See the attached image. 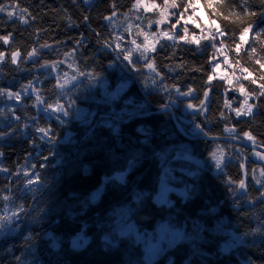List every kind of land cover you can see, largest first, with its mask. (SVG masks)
Segmentation results:
<instances>
[{
  "label": "trees",
  "instance_id": "trees-1",
  "mask_svg": "<svg viewBox=\"0 0 264 264\" xmlns=\"http://www.w3.org/2000/svg\"><path fill=\"white\" fill-rule=\"evenodd\" d=\"M118 1L0 0V37L8 38L0 39V217L18 214L17 231L0 237V264H264V186L256 185L264 165L236 143L208 139L230 129L264 148V0H147L156 9L137 18L117 49L107 19ZM160 17L161 31L175 37L157 39L146 62L152 72L125 62L121 52L136 29ZM209 24L224 54L193 37ZM50 66L77 82L57 91ZM33 80L37 97L1 95ZM175 90L193 96L181 100ZM240 92L251 98L247 117L237 115ZM215 146L231 157L220 167ZM163 175L187 196L170 192V205L157 204ZM128 225L138 233L177 229L181 237L149 262L124 233Z\"/></svg>",
  "mask_w": 264,
  "mask_h": 264
},
{
  "label": "rangeland",
  "instance_id": "rangeland-1",
  "mask_svg": "<svg viewBox=\"0 0 264 264\" xmlns=\"http://www.w3.org/2000/svg\"><path fill=\"white\" fill-rule=\"evenodd\" d=\"M127 1L128 0H119L116 3V13L112 17L107 19V23L113 28V31L115 33V40L113 44L117 49L120 48V45L124 41V32L128 31L135 25V23L137 22V18L143 13H150L156 9V5L154 3H150L147 0H135L130 9L124 12V5ZM164 22H166L165 18L160 17L158 21L153 23L152 25L146 24L143 28L139 26L136 29L135 33H133V35L131 36L128 47L121 52L123 60L130 64L136 60H139L142 63H146L148 55L155 48L157 39H174L175 36L173 33L161 31V29L159 28V26H161V24H164ZM152 26H155V29H153V31H150L149 28ZM174 28H177V26H174ZM247 34L248 32L243 34V41L245 40ZM137 39H141L142 45H140V43L137 44ZM133 41H135V43H133ZM125 54H129L131 60L124 59ZM35 57L36 53L33 52L28 59L33 60V58ZM67 64H69V62ZM149 65L151 64L146 63L145 70L147 72H152V67H150ZM229 69L230 66L227 64L226 70L228 71ZM48 70L49 73L47 77L54 78L55 87L59 92L70 88L77 82V79L75 77L71 76L69 73L61 72L57 69L56 66H50ZM221 74L223 77H226L224 76L223 72ZM228 80L230 82L232 81V79L230 78H228ZM39 86L40 82L38 80H33L25 87H23L19 92H2L1 95L6 98L7 102H18L22 97L25 96H39ZM126 87V85H122L120 86V90H124ZM240 94L243 95L244 100L242 101L240 108L238 109L240 113L239 115L242 117H247L252 112V104L250 102L251 98L243 92H240ZM175 95L181 100L188 99L189 97L193 96L191 92L182 94L179 93L178 90H175ZM173 105H175V103H173ZM189 105L190 104H187L182 107L183 114L190 112L192 107H189ZM249 106H251L250 112L248 110ZM227 108H229V104H227ZM203 109L204 106L198 109H194V111H203ZM51 110H53V107ZM54 110H56L55 112H61V109L58 106H55ZM51 117H53V112L48 111L46 113V118L49 119ZM225 132L228 136L235 135L234 131L230 129H226ZM229 159H231V157L228 155V153H226V151L222 150L220 146H215L214 153L212 155V162L217 165V167H220L224 161ZM251 159L264 165V152L251 151ZM256 185L258 187L264 186V177L261 173H259L256 177ZM170 192H174L182 197L187 196V192L184 188H174L168 185L166 176L163 175L160 180L159 188L154 196V201L157 204H164L166 206L170 205L171 201L168 198ZM5 216L6 214L3 217ZM10 217V223L7 220H1V223H3L5 226L0 228V237L4 234H11L17 231L18 214L16 213L14 215V213H12ZM124 233L131 235L136 241L140 242L143 245L146 258L149 262L153 261L157 257L163 247H167L170 244H173L174 241L178 240L181 237V232L179 230L170 229L168 227L160 228L159 230L155 231L154 234H151L138 233L132 225H128ZM234 244L235 242L231 238L227 243L222 245V248L224 251H228L234 246Z\"/></svg>",
  "mask_w": 264,
  "mask_h": 264
},
{
  "label": "water",
  "instance_id": "water-1",
  "mask_svg": "<svg viewBox=\"0 0 264 264\" xmlns=\"http://www.w3.org/2000/svg\"><path fill=\"white\" fill-rule=\"evenodd\" d=\"M162 111H165V112H168L171 114V117H172V120L175 124V126L178 128V130L181 132V134L189 139H193L192 137H188L186 136L183 132H182V129H181V126L179 125V123L176 121L171 109L169 107H166L164 108ZM102 118H105L104 116H100L96 119L95 123L99 120V119H102ZM203 138V137H202ZM201 137H199V139H202ZM204 139H207V138H204ZM210 141H214V142H220V141H223V142H232V143H236L238 144L239 146L247 149V150H250V151H260V152H264V148L257 145V144H252V143H248V142H245L243 140H239L235 137H232V136H227V137H222V138H208Z\"/></svg>",
  "mask_w": 264,
  "mask_h": 264
},
{
  "label": "snow or ice",
  "instance_id": "snow-or-ice-1",
  "mask_svg": "<svg viewBox=\"0 0 264 264\" xmlns=\"http://www.w3.org/2000/svg\"><path fill=\"white\" fill-rule=\"evenodd\" d=\"M172 7H176L175 4L172 5ZM6 10V6L5 5H2L0 4V12H4ZM8 15L9 16H12V13L11 12H8ZM251 15H255V13H251ZM253 28V25L252 24H249L247 27H245L243 29V32L244 33H247L248 31H250L251 29ZM264 31V30H262ZM221 35H223V33H221ZM257 35H260V33H257ZM0 39H3L5 41V43L8 42V38L7 37H0ZM241 40H243V34L241 35ZM133 43H135V41H133ZM214 46V45H213ZM253 51H255V49H253ZM13 63L16 62V56L18 55V53H13ZM31 55V53L29 54ZM4 56L3 53H0V59H2ZM124 59H128V60H131L130 58V55L129 54H125L124 55ZM134 63V61H133ZM151 67V65H149ZM262 87H264V85H262ZM205 96H207V92H205ZM189 107H192V105H189ZM249 112L251 111V106H249ZM68 113L65 112V115H67ZM239 110H237V115H239ZM41 131H43V129H41ZM245 136H249L250 134L249 133H244ZM218 164H219V161H218ZM241 187H243V182H241ZM4 199H8V197H4ZM15 215V213H14ZM0 220H7L9 223L11 222V217H0ZM5 225L3 223H0V228L4 227Z\"/></svg>",
  "mask_w": 264,
  "mask_h": 264
},
{
  "label": "built area",
  "instance_id": "built-area-1",
  "mask_svg": "<svg viewBox=\"0 0 264 264\" xmlns=\"http://www.w3.org/2000/svg\"><path fill=\"white\" fill-rule=\"evenodd\" d=\"M179 14L181 15L182 13H179ZM181 25L183 27H187L191 24H189V22L187 20L182 19ZM199 35L205 36L209 40V42L214 45V47H216V48L219 47L218 42H217L218 36H216L214 24L202 26L201 28L198 29V34H194L193 37L196 39L199 37ZM217 50H219V52L221 54H224L223 48L219 47V48H217Z\"/></svg>",
  "mask_w": 264,
  "mask_h": 264
}]
</instances>
